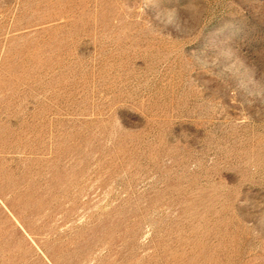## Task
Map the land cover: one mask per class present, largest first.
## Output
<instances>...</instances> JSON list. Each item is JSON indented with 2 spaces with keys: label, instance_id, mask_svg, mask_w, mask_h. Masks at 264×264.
<instances>
[{
  "label": "rangeland",
  "instance_id": "374dc122",
  "mask_svg": "<svg viewBox=\"0 0 264 264\" xmlns=\"http://www.w3.org/2000/svg\"><path fill=\"white\" fill-rule=\"evenodd\" d=\"M0 264H264V0H0Z\"/></svg>",
  "mask_w": 264,
  "mask_h": 264
}]
</instances>
